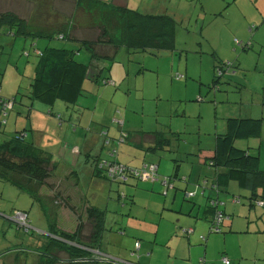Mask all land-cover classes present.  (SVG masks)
Returning a JSON list of instances; mask_svg holds the SVG:
<instances>
[{
    "label": "rangeland",
    "instance_id": "obj_1",
    "mask_svg": "<svg viewBox=\"0 0 264 264\" xmlns=\"http://www.w3.org/2000/svg\"><path fill=\"white\" fill-rule=\"evenodd\" d=\"M44 1L47 2V0ZM220 1L176 0L169 9L152 14H166L174 18L175 10L179 5L182 4L186 7L197 5V11L189 21L181 23L174 18L177 23L174 51L128 53L127 49L121 48L113 61L100 63L92 61L89 53L78 43L58 38L32 39L35 44L34 48L39 51L44 50V46L48 44L50 48L78 49L76 60L87 67L86 78L82 83L81 93L76 102L66 104L60 100L55 101L57 104L59 103L58 111L53 109V115H49L54 120L49 126L48 133L45 134L44 140L48 142L44 143V146H53V158L58 163L56 170L58 179L65 177L64 170L67 167L76 170L79 174L81 182L74 184L69 179L68 188L70 190L65 187L64 192L60 193L61 197H66L67 193H71V205L80 209L81 199L84 198L90 205L104 211L105 204L106 208L113 204L122 208V202L126 205L133 202L131 209L134 205L135 207L132 211L142 212L144 210L142 205L148 201L149 193H151L148 191H153L143 188V182L130 179L127 186L136 190L137 193L126 194L131 201L126 199L120 202L117 199L118 194L121 195V191L117 190L119 184L107 181L104 182L105 186L102 189L100 186L90 185L86 178L90 171V163L87 160L86 151L81 153L79 147L87 138L90 139L92 146H95L93 156L100 155L99 158L110 160L112 158L108 150L114 149L117 156L126 153L132 157L135 165H139L141 158L138 156L144 157V153L128 145L129 142L132 143L131 139L122 141L121 135L126 133L132 137L137 133L164 134L165 138L169 140V145L163 149H157L156 152H149L145 159L147 164L158 163L159 176H169L165 172H169L173 176L179 166L181 168L179 174L190 179L188 173L190 166L196 165L197 168L201 166L199 152L214 147L216 134L225 133L226 119L246 116L262 121L261 134L256 138L237 140L235 146L248 150L253 155L257 154L259 167L264 171V0H248L249 6H245L243 0H236L234 6L227 12L228 20H225V16L211 18L210 11L216 10L218 7L216 4ZM200 3L205 6L203 15H207L202 26L205 35L199 34V28L194 23L196 14L201 11ZM58 5L59 3L54 7L58 11L62 10V5ZM35 8L36 6L29 0H0V15L3 13L15 14L24 18L28 23H31L28 14L31 16L35 12ZM36 12L44 25L49 24L50 26L62 21L60 13L47 14V11L42 9ZM226 33L229 35L226 36ZM226 38L230 41L225 40ZM32 40L22 36L0 34V145L8 140L16 130L22 131L23 124L29 123V111H41L46 108L45 114L48 111L51 112V106L37 100H33L34 106H32V101L29 100L30 84L35 74L34 68L39 62V58L33 55ZM234 40H237L239 45L235 44ZM243 46L246 48H242ZM220 63H229L230 67L228 71H224L218 77L215 67ZM96 64H99L101 69L99 72L94 67ZM177 74L183 77L176 80ZM97 76H99V80H95ZM105 78L110 79L112 84L104 85L103 79ZM216 79L218 83H216ZM12 98L16 99L15 102L13 101L11 106L2 109V102ZM35 115L38 114L33 112L31 115L32 123ZM58 116L60 123L65 128L61 129L58 126ZM26 128L28 131L30 130L29 124ZM98 129L100 130L99 134H95L94 131ZM101 130L107 133L110 142L109 147L105 146L102 150L101 145L97 144L96 137L99 135L102 139ZM119 146L121 150L118 148ZM147 158H151L153 162ZM206 165L205 169L208 168ZM207 178L210 182L211 177ZM192 182L193 178L188 184L193 190L192 185L195 183ZM109 183L112 188L109 187ZM176 184L181 185L178 182ZM225 188L226 190L220 191L219 194L226 195L229 200L226 202L227 207L224 205L222 209L230 216L228 221L233 220L234 227L240 231L236 235L243 236L245 241L250 242L264 239V209L259 208L254 203L255 201L251 200L252 191L240 188L233 181L228 182ZM209 191L212 195L213 191ZM178 192L181 201L184 198V193ZM109 193L111 199L108 197ZM38 194V200H36L26 191L0 182V245L9 242V246H14L11 249L14 248L15 252L10 259L12 261L16 257V264H37L38 255L34 250L38 242L58 241L49 234L50 219L57 222L56 225L59 229L62 226L65 230H69L67 232L73 231V218L60 203L61 199L52 198L53 192L44 188H41ZM255 194L259 196L260 191L257 190ZM40 197L42 201H39ZM234 197L240 199L241 202L233 204L231 200ZM200 199L202 200L200 210L203 212L205 198ZM109 200L113 203L108 204ZM184 200L185 203L192 202L185 198ZM167 201L171 203V198ZM180 201H178L177 207L168 208L171 211H167L168 209L161 211H165L163 218L167 214L175 215L174 225L176 226L180 223L187 225V221L190 220L187 218L186 211H177ZM252 202L254 206L250 205ZM151 208L152 210L156 209L155 207ZM126 210L116 209L112 212L129 214L130 208ZM17 211L24 212L27 222H31V227L37 231L30 229V233L26 234L21 228L17 229L14 223L5 219L11 220ZM190 217L195 221V218ZM209 219L208 216V222L199 220L203 224L201 229L205 228L206 230L207 226V232L210 227ZM261 219L263 220V229L258 232V221L261 222ZM177 221L178 223H176ZM165 222L166 220L163 219L160 229L166 232L167 224ZM138 226L139 222L134 223L135 228ZM140 226L145 228V224H140ZM194 226L191 224L178 228V234L183 235L186 228ZM230 228L232 229V226ZM151 230L153 231L152 227ZM139 235L141 234L129 230L127 236L132 237L133 242L134 238L142 240L141 244L144 250L147 240ZM127 236L123 238V245L116 247L124 255V259L136 264H138L137 261L139 264L147 263L149 259L146 254L141 260L137 258V251L136 255H130L134 251V247L132 248L130 245ZM158 237L160 239L162 234H158ZM262 241L264 242V240ZM117 249L115 250L117 251ZM2 250L3 248L0 247V252ZM154 251L155 259L167 255V252L159 245L155 247ZM2 257L0 256V264H3L6 259L3 260ZM64 257L66 258L64 254L60 255L62 264H66ZM221 263L223 264V262Z\"/></svg>",
    "mask_w": 264,
    "mask_h": 264
},
{
    "label": "trees",
    "instance_id": "obj_2",
    "mask_svg": "<svg viewBox=\"0 0 264 264\" xmlns=\"http://www.w3.org/2000/svg\"><path fill=\"white\" fill-rule=\"evenodd\" d=\"M29 2L36 6L35 12L31 16L28 14L31 23L15 14L3 13L0 15V34L22 36L31 40L58 38L78 43L89 53L92 61L100 63L113 61L121 48L127 49L128 53L175 50L177 23L173 17L166 14H144L125 5L103 0H47V2L29 0ZM57 3L58 6L62 5V10L58 11L54 7ZM40 9L46 10L47 14L60 13L62 21L50 26L44 25L36 12ZM33 40V55L39 58V62L34 68L29 100H37L48 106L56 100L67 104L75 103L81 93L87 71V67L76 60L78 49L50 48L48 44L44 46V50L39 51L34 48ZM234 43L237 44L235 40ZM223 64L226 63H220L215 67L221 68L220 74L217 71L218 77L224 71H228ZM94 67L98 72L101 70L99 64ZM95 80H99V76ZM109 82L110 79H103L104 85ZM15 100L6 99L2 104ZM261 129L260 119L246 116L227 118L225 133L216 134L214 147L199 152V162L209 163L215 172L212 179L213 188L223 191L228 182L233 181L240 188L252 191L251 200L255 201L254 203L259 201L258 198L264 202V171L259 167L258 155L235 146L237 140L259 137ZM102 138L103 147H109L106 132H102ZM122 138V141L125 138L131 139L135 147L144 148L146 151L163 149L169 145V140L164 134L157 132L137 133L132 137L126 134L125 138ZM108 153L111 155L110 149ZM111 158L93 161V173L96 177L101 176L110 181L103 174L105 168H100L99 165L102 161L109 163L114 160ZM57 168L58 163L53 155L27 141L21 136L20 131L12 133L9 139L0 145V182L26 191L36 200L41 188L53 192L52 198L61 199L63 207L68 208L76 216V225L72 232L59 229L57 222L49 218V234L58 241H46L43 245H41L43 242H38L41 246L37 244L35 248L38 252L37 264H62L60 259L62 254L66 256L64 257L66 264H101V260L104 262L108 259L99 248L104 231L105 213L90 205L84 198L81 199V208H76L71 205V193L61 197L60 193L64 192V188L69 189L68 180L71 179L77 184L79 178L77 172L71 169L63 179L62 177L58 179ZM257 190L260 191L259 196L255 194ZM39 201H42L41 197ZM253 202L251 206H254ZM207 213L211 221L214 211L210 206H207ZM218 226L221 233L223 224ZM29 233L30 231L26 232Z\"/></svg>",
    "mask_w": 264,
    "mask_h": 264
},
{
    "label": "crops",
    "instance_id": "obj_3",
    "mask_svg": "<svg viewBox=\"0 0 264 264\" xmlns=\"http://www.w3.org/2000/svg\"><path fill=\"white\" fill-rule=\"evenodd\" d=\"M103 1L116 4V5H125L129 9L136 10L144 14H153L159 11L161 12L163 11V9H169L171 5L175 4L176 2V0H103ZM234 2H236V0H221L220 3L216 4V6H218L216 10H213V12L210 11L209 16H211V18L225 16L226 17L225 20H228L227 12L230 10L232 6H234L233 5ZM247 2L249 1L243 0V3L245 4V6H249ZM200 7H201V11L196 14V19L194 23L196 24V27L199 28V34L205 35L204 28L202 26L204 24V18L207 15H203V13L205 12V9H204L205 6L203 4L201 5L200 3ZM196 11H197V5H194L193 7L192 6L186 7L181 4L175 10L174 18L179 20L181 23H184L185 21H189L193 17ZM186 14L188 15L186 16ZM188 25H186V27H188ZM228 35L229 34L226 33V36ZM225 40L230 41V39H227V38ZM242 48H244V46ZM58 104L54 102L51 105V112L48 111L47 112L48 115L45 114L46 108L44 109L39 108L41 109V111L39 110L29 111L28 112V118H30L29 123L27 122L26 125L23 124L22 131H20L21 136L25 137L27 141L33 142L36 146L40 147L42 150L50 153L51 155H53L52 154L53 146L52 145L47 146V147L46 145L44 146V143H48L47 141H44V140H45V134L48 133L49 126L54 120L52 119L51 116L49 117V115H53V109L54 111H58L57 110L59 106ZM32 106H34V101H32ZM33 112L35 114L37 113L38 115H35L33 117V123H32L31 115ZM57 119L59 120L58 126L61 129L65 128L62 126V123H60L59 116ZM28 124H29V129H30L29 131L26 128ZM98 130H95L94 133L99 134L100 130L99 131ZM15 132H19V130H16ZM121 136L125 138L126 133H124ZM96 137H97V144L101 145V150H102L104 139L102 138L103 139L102 140L101 137H99V135H96ZM125 141H127L126 138L124 142ZM128 145L136 148L139 152L144 153V157L138 156L139 158H141L140 164L135 165L132 157H130L129 155H126V153L121 154L119 156L116 155L117 157L115 156L113 158L114 160H111V162L115 161L118 164L128 166L134 169L140 168L142 167L143 164L148 163L145 160L147 154L149 152L153 153L157 151V150L146 151L144 148L135 147L134 144L131 142H129ZM79 147L81 148V153L86 151V157H87L88 162L90 163L89 164L90 171L86 176L87 181L90 183V185L94 184L95 187L100 186V188L102 189L105 186L104 182H107L108 180L104 179L101 176L96 177L93 173L94 164H92L95 159L96 160L101 159L99 158L101 156L100 155L93 156V151L95 149V146H92V144L90 143V139L88 138L83 140L81 146ZM118 148H120L121 150L120 146ZM128 153L132 154L133 152H128ZM147 160H151V158H147ZM151 161L153 162V160ZM149 164H153V163H149ZM199 164L201 166H199L198 168L196 167V165L190 166V169L188 171V173L190 174V179L189 177L185 178V176H181V174H179L181 170L179 166L177 167L176 172L173 174V176L169 174V172H165V174L168 173L167 175L169 176H159L158 175L159 164L158 163L154 164L157 167L156 174H157L158 180L161 179L162 177H171L173 180V184L174 182L175 184H174V188L166 190L160 184L159 181H154V182L141 181L143 182V185H142L143 188L153 190V191L145 190L151 193H149L148 201L142 205L144 209L142 212L132 211L133 207H135L134 205L131 209V205L133 204V202L132 204H128V205L122 202V201H125L126 199L131 201L126 196V194H131V193L136 194L137 193L136 190L130 189L127 186V183H129V180L133 178L131 177L127 178L126 182L108 181V182H113V183H116L117 185L118 184L120 185L119 187H117V190L121 191L120 192L121 195L118 194L117 199L118 201L122 202L121 203L122 208H120V206H117L115 204L109 205L106 208V204H105L104 231L102 233L99 248H100V251L104 255H106V257L110 261L104 260V262H102L103 260H101V263L118 264L115 261H127L124 259V255L120 253L119 248L117 249L116 247L117 246L119 247V245L120 246L123 245V242H124L123 238H125L128 235V231L131 230L133 231V233L141 234L139 236L147 240L145 241L147 245L143 250V245L141 244L142 240L134 238V242H133L131 240L132 237L127 236V238H129L128 241L130 245L132 246V248L134 247V251L130 255L131 256L136 255L135 252L137 251L138 252L137 258L139 260H141L144 257V254H146V257L149 259L147 263H142V264H198L200 259H204L208 264H222L221 259L223 258H227L229 260V264H264V242L262 241L264 239L261 238L260 241H258L259 240L258 239V240H253L250 242V241H245V238L243 236L236 235L240 231L234 227L233 220L231 221L230 219V221H228L230 216L226 214V211H224V209H223V212L225 214V219L222 222L223 227H222L221 233L211 232L210 230L211 225L209 227L210 232L209 231L207 232V226H206V230L205 228L201 229L203 224L199 220L206 221L208 219V216L210 217V215L207 213V206H209L207 203L208 201L207 199L209 197H213L215 194L213 192V194L211 195L209 191L212 189V179H214L215 172L212 168H210L209 163L208 165H206L207 163L199 162ZM205 165L208 168H210V169L207 168L209 171L205 169ZM70 169H71L70 167H67L66 170H64L65 174L68 173ZM193 173H194V177H193ZM207 177H211L210 182H208ZM78 178H79V174H78ZM192 178H193L192 183H195V185H192L193 190L190 188L188 184L190 181H192ZM80 182H81V179H79V183ZM177 182L181 185H177L176 184ZM209 183L210 185L208 186ZM109 187L112 188L111 183H109ZM181 187H183L184 189L182 190ZM178 191L183 192L184 198L187 200H191L192 202L185 203L184 198L180 201V198H179L180 195ZM220 191L221 190H219L217 194L218 198L221 201L223 200L225 202L224 205L227 207L226 202L227 200H229L228 199L229 197H227L226 195L219 194ZM187 192H193L194 195L190 198H186L185 194ZM110 196L111 194L109 193V196H108L109 199H111ZM223 197H225V199H223ZM169 198H171V203L170 201H167ZM200 198H205V208L203 212H201L200 210L201 209L200 202H202ZM238 200L240 201V199ZM178 201H180V205L177 211L179 212L186 211L187 218H190V220L187 221V225L183 223H180L179 225L177 224V226L174 225L175 224L174 219L176 217L175 215L167 214L163 218L165 211L163 212L161 211L164 209L166 210L168 208L171 209V208L177 207L176 205ZM112 203L113 202L109 200L108 204H112ZM151 207H155L156 209L152 210ZM226 207H225V210H226ZM258 207L264 209V206L263 207L258 206ZM108 208L109 209L112 208V209L109 210ZM128 208H130L129 214H123L121 212H112L113 210H116V209H119V210L121 209V211H127L126 209ZM65 209L68 211V214H70L73 218L72 221H74V225L72 228L74 229L76 225V216L68 208H65ZM169 209L167 211H171ZM190 216L195 218V221H193ZM5 219L12 222L9 218H5ZM163 219L166 220L165 223L167 224L166 232L161 231L160 229ZM137 222H139V226L138 228H135L134 223L137 224ZM176 223H178V221ZM29 224L31 227L32 223L29 222ZM140 224L141 225L145 224V228L140 226ZM191 224L195 225L194 227L190 228L192 229L191 234H186L185 232H183V235L178 234V231H177L178 228L189 226ZM262 224H263V220L261 219V222L258 221V228H257L258 232L263 229ZM231 226H232V229L230 228ZM151 227L153 228V231L151 230ZM146 228H148L147 231H146ZM31 229H34L37 231V229L33 227H31ZM60 229L65 230V228L62 226H60ZM65 231H69V230H65ZM42 233L45 234V232H42ZM158 234H162V237H160V239L158 237ZM213 234H216V235H213ZM200 237H204V241H201ZM45 243H41V245ZM135 243H138L139 246L135 247L134 246ZM3 244L4 245L2 244L0 245V247L3 248L2 252H0V256H3L2 257L3 260L4 258H6L3 264H6V263L16 264V257H14L12 261L10 259L15 252L14 248L11 249L14 246H9V242H7V244L5 243ZM41 245L38 244V246H41ZM157 245H159L160 248H163L167 252V255H164L163 258L162 257L157 258V259L154 258V254H155L154 250ZM115 249H117V251ZM34 251L38 255L37 250H34ZM36 259H38V256ZM127 262L133 263L130 261H127ZM137 263L139 264L138 261Z\"/></svg>",
    "mask_w": 264,
    "mask_h": 264
},
{
    "label": "built area",
    "instance_id": "obj_4",
    "mask_svg": "<svg viewBox=\"0 0 264 264\" xmlns=\"http://www.w3.org/2000/svg\"><path fill=\"white\" fill-rule=\"evenodd\" d=\"M235 42L239 45L238 41L235 40ZM223 67H226L225 69L228 70L230 65L228 63L223 64ZM218 74L221 73V68L219 67L217 69ZM223 72V71H222ZM183 76L177 74L175 76L176 80H180ZM111 83V82H109ZM112 84V83H111ZM12 102L4 103L2 104V109L5 108L6 106H11ZM7 109V108H6ZM5 110V109H4ZM111 157H115L117 155L116 151L114 149H111L110 153ZM100 168L104 167V176L107 177L110 181H126L127 178H133L138 181H159L160 184L166 189H172L174 188L173 180L170 177H162L161 179H157V167L154 164H143L142 167L140 168H128L124 165L118 164L116 162H101L99 165ZM185 180V179H184ZM215 194L213 197H209L207 200L208 205L213 209L214 214L212 217V220L210 221V230L211 232H219V224H221L224 219H225V214L223 212L222 207H224V202L221 201L218 198V192L219 190H216L215 188L212 187L211 189ZM194 195L193 192H187L185 194L186 198H190ZM123 197V196H122ZM231 202L233 204H238L239 200L237 198H232ZM257 206H264V202L262 200H259L256 202ZM11 221L19 228H21L25 233L30 231L31 227L29 222H27V216L25 215L24 212L17 211L14 214V217L11 219ZM16 221V222H15ZM17 223V224H16ZM186 234H191L192 229H185L184 231ZM201 241H204V237H200ZM135 247H138L139 244L135 243ZM108 260V259H107ZM106 260V261H107ZM116 263L119 264H134V263H129L127 261H115ZM221 262L223 264H229V260L227 258L221 259ZM136 264V263H135ZM198 264H208L204 259H200Z\"/></svg>",
    "mask_w": 264,
    "mask_h": 264
}]
</instances>
